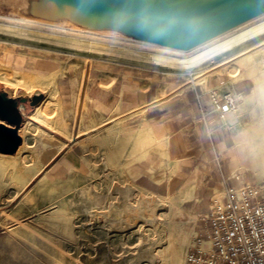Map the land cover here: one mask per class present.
Masks as SVG:
<instances>
[{
  "label": "rangeland",
  "instance_id": "374dc122",
  "mask_svg": "<svg viewBox=\"0 0 264 264\" xmlns=\"http://www.w3.org/2000/svg\"><path fill=\"white\" fill-rule=\"evenodd\" d=\"M24 1L0 0V14L132 37H137L133 24L174 26L118 15L103 16L110 22L97 26L81 20L83 14L74 9L58 7L55 0H30L57 6L53 14L28 8ZM220 12L205 13L202 20ZM34 62L43 67L36 69ZM114 65L158 72L175 82L172 87H204L207 79H219L217 91L228 93L236 104L228 112L237 120L239 169L249 183H264V21L181 60L0 24V78L6 73L14 82L26 75L55 74L60 100L58 95L52 99L49 91L0 80V91L10 98L42 97L33 107L29 102L19 105L21 145L14 154L0 153L5 183L0 191V264H160L170 241L186 255L203 237L200 223L182 205L187 194H153L135 184L132 165L148 148L125 139L133 135L123 127L125 117L101 110L86 82L93 69ZM74 79L76 92L70 102L66 91ZM239 83H246L244 91L235 89ZM45 105L49 115L36 114ZM239 137L244 142L237 143ZM156 213L160 220L152 217ZM168 215L185 228L183 237L168 236Z\"/></svg>",
  "mask_w": 264,
  "mask_h": 264
},
{
  "label": "crops",
  "instance_id": "0c3cea01",
  "mask_svg": "<svg viewBox=\"0 0 264 264\" xmlns=\"http://www.w3.org/2000/svg\"><path fill=\"white\" fill-rule=\"evenodd\" d=\"M34 64L36 69L43 67L42 62ZM89 75L86 82L94 102L108 115L116 111L117 117L124 116L123 127L133 132L125 139L148 148L141 161L132 165L135 184L153 194H187L182 205L196 217L200 232L209 227L202 218L225 202L228 189L253 184L239 169L237 120L217 110L212 100L211 93H219V79H207L204 87H172L175 82L158 72L124 65L95 68ZM76 85L74 79L66 91L70 102ZM246 86L239 83L235 89L244 91ZM242 142L237 138V143ZM219 192L224 196L217 201Z\"/></svg>",
  "mask_w": 264,
  "mask_h": 264
},
{
  "label": "bare ground",
  "instance_id": "6f19581e",
  "mask_svg": "<svg viewBox=\"0 0 264 264\" xmlns=\"http://www.w3.org/2000/svg\"><path fill=\"white\" fill-rule=\"evenodd\" d=\"M248 0H236V2L246 3ZM44 2V1H43ZM229 2V1H228ZM227 3V1H225ZM23 4V3H22ZM25 6L28 8L33 7L34 9H47L49 14H53L58 12V7H73L76 11H84L88 10L90 12L89 15H85L82 17L85 21H91L95 24H102L104 21L98 14H112V15H129L132 13V8L130 7H116V6H97L96 4H85L78 2H71L68 0H60L58 3V7L54 5H46L44 3L35 4L30 0L24 1ZM235 4V3H234ZM261 2L255 1L252 3V7H259ZM249 6V8H250ZM26 7V8H27ZM249 8L247 6H243L226 17L220 19L219 21H214L210 24H204L199 26L197 29L190 31H183L179 35H175L169 31H160L157 29H146L148 33L156 34V35H165L171 37L173 39H177V41L183 40L187 44H192L193 46L188 49H180L177 46H168L156 42L154 40H150L147 38H136L132 36H119L116 35L114 31L111 32H102L94 29L88 28H77V27H66L62 24H57L54 22L35 20L24 17H16L11 15H3L0 14V24H4L7 26L23 28L27 30L57 35L63 38L74 39L79 41H86L94 44H103V45H114L117 47H121L123 49H134L138 51H144L147 53H156L166 57H173L176 59H187L200 51L205 50L206 48L218 43L244 29L260 23L264 21V10L256 11L253 14H248ZM32 9V8H31ZM36 9V10H37ZM134 13V12H133ZM131 17V16H130ZM80 20V19H79ZM114 22V21H113ZM187 24L191 25V22L186 21ZM44 64V63H43ZM47 66H52L45 64ZM56 72V71H55ZM4 77H1L0 80L4 84H12L14 87L22 86L27 89L38 90V91H49L50 97L52 99H56V95L58 90L54 87V75H39V76H31L26 75L21 79H17L14 81H10L8 75L3 73ZM248 100H246L247 102ZM248 104V103H246ZM48 108L45 105L42 110L37 111L36 114L45 113L49 115L47 112ZM60 120V119H59ZM261 143H264V137L261 138ZM264 170V169H263ZM21 177V176H19ZM5 187L4 181L0 178V191ZM154 219L160 220L161 216L158 213L152 215ZM169 222L168 226V236L175 237L176 235H181L183 237V232L185 228L182 226H176L174 222V218L168 215L166 218ZM181 246L174 243V240L168 243V245L163 250V260L160 264H179L181 261L183 264L185 255L183 252H179Z\"/></svg>",
  "mask_w": 264,
  "mask_h": 264
},
{
  "label": "water",
  "instance_id": "95a60500",
  "mask_svg": "<svg viewBox=\"0 0 264 264\" xmlns=\"http://www.w3.org/2000/svg\"><path fill=\"white\" fill-rule=\"evenodd\" d=\"M60 3V0H55ZM71 2L96 4L97 6H116V7H130L132 13L129 15H118L128 17H141L150 20H158L163 23L174 24V26H160L153 25L151 23L133 24L131 29L136 32V38H147L154 40L164 45L177 46L180 49L191 48L192 44H187L183 40L177 41L171 37L165 35H156L148 33L146 29H157L160 31H169L175 35L181 34L183 31H190L197 29L204 24H210L214 21L231 14L233 11L247 6L249 8L255 1L261 2L259 7L255 8L250 6L248 14H253L256 11L264 10V0H248L246 3L236 2V0H68ZM227 1V3H225ZM229 1V2H228ZM237 5L233 8L226 9L232 5ZM35 6V5H34ZM31 7V8H34ZM74 9L73 7H67ZM226 9V10H225ZM75 10V9H74ZM76 11V10H75ZM214 11H221L213 17L202 20L203 14H210ZM82 13L80 16L89 15L88 10L77 11ZM134 12V13H133ZM104 21L109 23V20H105L103 16H110L112 14H98ZM116 16V15H112ZM85 21V20H83ZM186 21L191 22V25ZM87 23L103 26L102 24H95L91 21H85ZM120 28L129 29L128 25L118 23ZM125 26V27H124ZM41 95H35L33 98H10L5 92L0 91V153L1 154H14L21 145L22 139L18 133L21 124L23 122V115L21 114L19 105H24L29 102L31 107L35 106L41 100Z\"/></svg>",
  "mask_w": 264,
  "mask_h": 264
},
{
  "label": "built area",
  "instance_id": "2783aa9c",
  "mask_svg": "<svg viewBox=\"0 0 264 264\" xmlns=\"http://www.w3.org/2000/svg\"><path fill=\"white\" fill-rule=\"evenodd\" d=\"M211 96L221 112L236 108L228 93ZM224 200L202 218L209 227L183 264H264V183L230 188Z\"/></svg>",
  "mask_w": 264,
  "mask_h": 264
},
{
  "label": "flooded vegetation",
  "instance_id": "af4514ba",
  "mask_svg": "<svg viewBox=\"0 0 264 264\" xmlns=\"http://www.w3.org/2000/svg\"><path fill=\"white\" fill-rule=\"evenodd\" d=\"M25 104H28V102H26Z\"/></svg>",
  "mask_w": 264,
  "mask_h": 264
}]
</instances>
